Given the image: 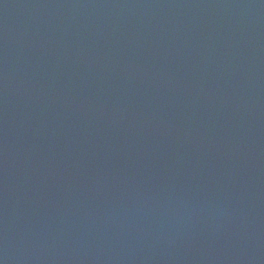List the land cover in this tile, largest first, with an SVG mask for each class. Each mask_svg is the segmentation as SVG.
<instances>
[{
    "label": "water",
    "instance_id": "obj_1",
    "mask_svg": "<svg viewBox=\"0 0 264 264\" xmlns=\"http://www.w3.org/2000/svg\"><path fill=\"white\" fill-rule=\"evenodd\" d=\"M0 264H264V0H0Z\"/></svg>",
    "mask_w": 264,
    "mask_h": 264
}]
</instances>
